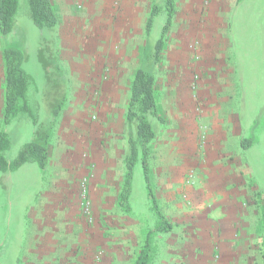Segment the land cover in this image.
Segmentation results:
<instances>
[{"label":"rangeland","instance_id":"obj_1","mask_svg":"<svg viewBox=\"0 0 264 264\" xmlns=\"http://www.w3.org/2000/svg\"><path fill=\"white\" fill-rule=\"evenodd\" d=\"M74 1L69 7L71 17L62 14L73 21V27L57 30L59 23L53 29L36 27L27 0H20L16 29L9 38L19 40L27 52L24 67L33 78L28 100L40 121L49 112L39 49L43 41L51 42L54 61L66 77L62 119L77 115L82 145L77 148V167L68 153L64 169L52 167L53 171L48 168L43 173L38 167L37 176L22 169L10 183L0 171V264H137L148 231L160 221L140 162L134 171L130 210L118 205L129 154L126 112L130 87L139 67H152L161 101L164 91L172 92L180 64L194 100V120L179 129L173 124L172 106L164 122L152 119L157 133L150 155L152 192L168 221L175 224L173 233L157 232L152 237L153 264H264L256 197L258 192L264 195V0L257 1L258 8L254 0L238 3L242 6H235L226 31L216 29L220 23L213 24L214 16L205 11L211 0H200L199 9L191 10L188 0H177L162 60L155 67L154 45L166 24L167 11L156 16L150 38L142 33L141 40L137 35L154 5L164 9V0ZM115 26L116 36L112 33ZM131 30L132 44L127 37ZM57 34L63 35L61 40ZM220 40L224 41L221 53L223 46H232L231 65L238 76L233 82L240 92L237 100L240 114H245L241 119L244 128L220 129L210 118L201 119L200 88L218 87L207 80L205 64L215 62L217 72L229 68L226 57L222 60L217 52ZM3 74L0 38V119ZM115 86L122 108L111 111L108 104L113 102ZM236 107L230 103L227 108L234 111ZM97 126L102 130L100 152L93 144ZM174 127L179 136H174ZM213 128L219 131L213 133ZM4 129L12 143L6 155L13 159L32 140L33 119L22 114ZM238 130L240 135L235 136ZM248 137L255 142L244 148L242 141ZM97 153L102 158L101 172L99 161L93 162ZM60 170L64 175L56 173L54 178V171ZM50 178H54L52 190ZM83 182L88 186L89 207L82 199ZM168 188L176 189L175 206L163 198L170 194ZM44 190L49 194L44 195ZM169 241H176V248Z\"/></svg>","mask_w":264,"mask_h":264},{"label":"trees","instance_id":"obj_2","mask_svg":"<svg viewBox=\"0 0 264 264\" xmlns=\"http://www.w3.org/2000/svg\"><path fill=\"white\" fill-rule=\"evenodd\" d=\"M244 0H238L241 3ZM30 17L39 29H53L59 23V15L53 0H27ZM20 0H0V38L2 39L3 59V107L0 119V171L13 172L27 162H36L41 169H45L52 155L51 137L58 116L61 114L66 101V77L60 65L54 61L55 53L51 42L43 41L39 49V59L46 73L47 86L45 87V102L48 106L47 117L40 121L35 115L28 100V91L33 81L26 71L24 64L27 52L19 40H10L16 29V17ZM167 11V21L160 38L156 41L153 56V66L160 61L162 50L165 47V37L168 33L176 11V0H164V9L154 5L147 21V34H150L155 18L162 11ZM47 53V54H46ZM27 114L35 125L31 141L25 143L18 155L11 159L6 152L11 148V137L4 127L19 115ZM157 118L164 122V116L157 102V80L152 70L139 67L133 77L130 87V98L126 112V124L129 130V154L125 159V174L123 186L118 194V205L125 211L130 210V197L133 191L134 171L140 162L144 178L151 190L153 206L159 217V224L154 230H149L137 258V264H153L154 246L152 237L157 232H169L173 224L168 221L159 207L156 195L152 192L151 182V145L156 139L152 119ZM255 142L253 137L245 138L242 144L249 148ZM260 205V228L263 233L262 258L264 260V195L256 194Z\"/></svg>","mask_w":264,"mask_h":264},{"label":"crops","instance_id":"obj_3","mask_svg":"<svg viewBox=\"0 0 264 264\" xmlns=\"http://www.w3.org/2000/svg\"><path fill=\"white\" fill-rule=\"evenodd\" d=\"M247 1L249 0H245L242 5H244ZM254 4L257 7V1L258 0H254ZM55 7L57 9L58 15H59V27L57 28V30H61L64 28V30L67 29H71L73 27V21H69V19H65V17H62V14H64L65 16H69L71 17V14L69 12V7L73 5V3L75 2L74 0H53ZM176 4H177V0H176ZM188 7L191 9H194V7H197L199 9L200 7V0H188ZM242 5H238V0H211V3L208 7L205 8L206 13H208L211 16H214V21L213 24H218V22L220 23L218 26H214L216 29L220 30V31H226L230 29L231 26V22H230V14L233 12L235 6L236 9L240 8ZM258 8V7H257ZM62 10V12H61ZM201 12V11H200ZM199 12V13H200ZM176 13V11H175ZM257 13H258V9H257ZM151 14V13H150ZM175 15V14H174ZM150 17V15L148 16V18ZM64 20H68V22H64ZM224 20V21H223ZM148 21V19H147ZM154 25V24H153ZM172 26V25H171ZM171 28V27H170ZM153 29V27H152ZM116 31H117V27L115 26L112 33L114 36H116ZM152 32V30H151ZM151 32L150 34H147V22L145 23L144 27L141 28L140 30V34L137 35V37L144 39V35H142V33H144L147 36V39L151 37ZM128 39L130 40V43L132 44L133 41L132 39L134 38V32L131 30L128 31ZM137 34V32H136ZM162 34V33H161ZM59 36V40H61L62 36L60 34H57ZM61 36V37H60ZM113 37V36H112ZM114 38V37H113ZM160 38V37H159ZM158 38V39H159ZM117 39V37H115V40ZM157 39V40H158ZM156 40V41H157ZM148 42V41H147ZM166 42V40H165ZM224 41L220 40L219 41V47L217 46L216 48H218L217 52L220 53L221 55H223L225 60L226 57V64L229 65L228 69H222V72H217L216 66L214 65L215 62H212L211 64L208 65L205 64L206 70H209V77H208V81L210 80V83L212 81V84L216 85L217 83V88L215 87H211L210 89H206V86H203L200 88L199 90V95L202 98V118L201 119H205L210 121H212V123H214L215 127L217 128H230V127H235V128H242L243 124L241 123V119L244 117L245 114H240L239 112V101L237 100L239 98L240 92L239 90L236 88L235 86V81L233 82V80H237V77L234 72V67L233 65H231V61L233 59V53L230 52L231 47H229V49L225 46H223L224 48H222V53L220 45L222 46V43ZM143 44V42H142ZM156 44V42H155ZM130 46V45H129ZM216 46V45H214ZM155 47V45H154ZM225 48L229 51H226ZM165 49V47H164ZM163 49V50H164ZM163 50L161 53V58L158 64L161 63L162 60V56H163ZM232 57V58H231ZM181 61V59H180ZM156 65V64H155ZM155 67V66H154ZM216 71H215V70ZM225 71H227V73H225ZM216 72V73H215ZM185 73V67L179 66V68L177 69V79L174 80V84H173V90L172 92L170 91L169 93L167 91H164V93L162 95L163 99L161 101H159L158 97H157V101L160 107V110L164 116V121L165 119H167L165 117L166 115V110L169 109L171 106L173 108V112L172 117H173V124H175V126L177 125V127L182 128L183 126L186 125L188 120H194V116L192 115V111L194 110V100L191 96V91L189 88H187L186 86V74ZM156 77V76H155ZM156 80H158V78H156ZM222 80L225 82V84L222 83ZM117 86V85H116ZM115 86V96L113 98V102H110L108 105L109 110L111 111H117L118 108L120 107V109L122 108L121 106V100L118 99L117 97V92L116 89H118ZM164 89V88H163ZM169 89V88H168ZM170 90V89H169ZM241 102H244V99H241ZM235 104L237 107L235 108L234 111H230V109H228V104ZM168 114V113H167ZM114 115L116 116V114H111V116ZM200 115V114H198ZM70 120H68V118L66 119H62L63 115L61 114L59 120L56 122L55 124V129L51 138V147H52V155L50 158V161L47 165V167L45 169H40L43 173L46 172L48 170V168L52 169V167L59 169H64L66 168V155L69 153V155H71L74 159L71 160L72 164L74 167L76 166V155H77V148H79V146H81L82 144L80 143V139L78 138V131H77V124L79 123L78 117L75 114H72ZM20 117V115L18 116ZM18 117H16L15 119H17ZM200 118V116L198 117ZM35 127V125H34ZM100 127V126H99ZM97 126L96 130L93 131L95 137H94V146L95 148H97V150L100 152V148H101V144H102V138H101V133L102 130ZM31 128V127H30ZM215 128H213V133L214 132H218L219 130ZM244 128V127H243ZM33 131H35V129H33ZM179 130L176 129L174 127L173 129V134L176 137V135H180L179 134ZM228 135L233 136L232 132L229 130L228 131ZM240 132L239 130L237 131V133L235 134V136H239ZM245 133L244 131H242V137H245ZM249 138V137H248ZM254 138V137H253ZM177 138H175L176 141ZM255 140V138H254ZM31 141V140H30ZM244 147V146H243ZM245 148V147H244ZM100 155L97 153L95 154V158L93 162H96V160H98L99 162H97V166H99V172H101V159L99 157ZM10 158V157H9ZM38 164L36 162H27L25 163L22 167H20L18 170L13 171V172H3L2 175L7 174L8 176V180L7 182L10 183L11 181H13L12 179H14V177H16L19 173V171H21L22 169H25L29 172H34V174L39 173V166H37ZM71 166V164H70ZM94 167H96V165L94 164ZM54 169H52L51 171H53ZM54 175L53 177L55 178V175H57L56 173H59L61 176L64 175V171L58 172V171H54ZM58 176V175H57ZM2 177V176H0ZM13 177V178H12ZM54 178H50V190H52V186L54 185ZM9 188V187H8ZM175 188H168L166 191H169L170 194L166 193V196L163 195V198L168 199V201L173 204L174 206L177 204V196H176V192H175ZM173 191V192H172ZM45 194H49V190H44ZM48 196V195H47ZM48 200H52L49 196L47 197ZM42 204H44L42 202ZM173 231L171 230L170 233L174 232L175 229V224H173ZM167 239V238H166ZM170 245L174 246V248H176V241L171 244V242L169 241ZM164 246H166V244L164 243ZM170 246V247H172Z\"/></svg>","mask_w":264,"mask_h":264},{"label":"built area","instance_id":"obj_4","mask_svg":"<svg viewBox=\"0 0 264 264\" xmlns=\"http://www.w3.org/2000/svg\"><path fill=\"white\" fill-rule=\"evenodd\" d=\"M81 192H82V199L84 201V204L89 207L90 202L88 200L89 195H88V186L86 184V182H83L82 184V188H81ZM88 209V208H87Z\"/></svg>","mask_w":264,"mask_h":264}]
</instances>
